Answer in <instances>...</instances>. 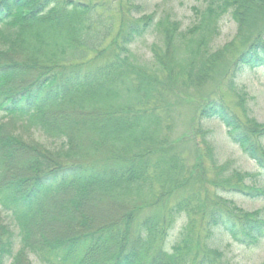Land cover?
<instances>
[{"label": "trees", "instance_id": "1", "mask_svg": "<svg viewBox=\"0 0 264 264\" xmlns=\"http://www.w3.org/2000/svg\"><path fill=\"white\" fill-rule=\"evenodd\" d=\"M205 2L187 31L168 17L122 20L107 52L116 24L101 5L0 0V212L10 219L0 218V264H23L32 255L41 264H213L217 231L248 247L264 238L261 213L206 201L200 164L188 166L169 132L174 88L193 77L202 85L220 58L214 60L211 43L223 17L238 24L239 39L255 36L236 73L264 71V0ZM149 34L163 41L142 64L131 47ZM201 117L224 124L264 171L257 133L223 102H207ZM27 129L54 145L27 140L21 132ZM184 213L201 216L206 241L189 225L168 247Z\"/></svg>", "mask_w": 264, "mask_h": 264}, {"label": "rangeland", "instance_id": "2", "mask_svg": "<svg viewBox=\"0 0 264 264\" xmlns=\"http://www.w3.org/2000/svg\"><path fill=\"white\" fill-rule=\"evenodd\" d=\"M75 1L101 5L100 13L105 12L106 9L110 10L107 15L114 18L116 29L106 43L107 52L113 47L116 40L114 36L118 32L117 28L122 20L131 23L150 15H155L157 21L168 17L172 21H178L181 25L180 28L187 31L198 21V13L195 10L202 11L206 7L205 0ZM218 23V35L211 43V52H213L214 60L218 55L220 58L213 64L214 69L210 70L212 71L210 79L202 85L198 86L199 84L194 81L196 78L193 77V82L189 81L186 85L181 84L174 88L173 98H175L176 104L170 108L172 115L169 119L171 121L169 132L173 141L178 140V150L182 153L188 166L193 167L194 164H200V168L195 166L199 171L198 174H201L197 181L201 183L203 196L206 194V201L216 199V201L236 209L238 213V210L254 215L261 213L264 217V195L259 194L258 197H251L233 190L234 187H238L264 191V171L237 144L233 143L229 137V129L224 124L214 118L202 119L201 117V108L207 102L211 100L223 102L242 125L252 133H257L254 137L259 140L264 149V135H262L264 133V71L261 68L243 67L240 72L236 73L237 63L245 55L244 53L251 46V41L255 36L251 34V39L250 37L244 40L239 39L238 24L229 14ZM243 32L247 36L250 33L245 30ZM162 41L163 37L159 34H149L138 39L131 47L134 58H137L142 64L152 61L153 45H160ZM222 50L224 51L222 52ZM176 98L179 99L178 102ZM202 130L208 133V139L205 138V140L210 146L209 155L205 141H203ZM21 132L27 140L33 139L48 147L54 145L33 129L30 131L29 129L21 130ZM261 132L263 133L261 134ZM197 170L193 171L194 175ZM226 180H230L231 186ZM190 186L193 187V181ZM187 193L188 191L184 194L188 195ZM182 196V192H180L177 198L183 199ZM157 209L158 207H153L151 210H147L145 215L155 213ZM190 216L189 218L184 213L176 220L175 228L169 237L168 247L178 243L182 232L189 225L192 226L191 232L194 229L195 233L202 232L201 216ZM0 218L2 224H7L6 220L10 221L8 213L4 211L0 212ZM192 218L196 220L195 225H191L193 222H189ZM8 224L10 225V223ZM198 234L203 238L202 240L206 241L204 239L206 233ZM204 244L201 247L203 250L201 254L207 252ZM212 247L214 251H210V254L214 258L213 264H264V238L257 245L248 247L236 243L228 235L217 231L212 238ZM29 261L30 264H41L38 256L36 258L32 255ZM29 261L26 259L23 264H29Z\"/></svg>", "mask_w": 264, "mask_h": 264}]
</instances>
